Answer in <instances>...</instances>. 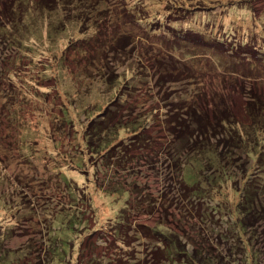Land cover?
<instances>
[{"label":"rangeland","instance_id":"374dc122","mask_svg":"<svg viewBox=\"0 0 264 264\" xmlns=\"http://www.w3.org/2000/svg\"><path fill=\"white\" fill-rule=\"evenodd\" d=\"M24 3L15 6L13 17L9 13L1 19L8 31L15 30L12 23L22 27L25 46L14 52L0 47V264H54L48 257V231L54 230L55 213L72 210L83 224L76 230L68 264L92 258L106 264L104 258L113 257L115 250L144 264L153 246L150 230L159 221L198 249L225 255L219 231L226 224L220 223V216L237 219L239 195L231 184L215 192L201 188L203 204L190 188L180 192L186 168L166 161L164 150L173 141L167 115L173 111L174 120H190L201 112L213 121V111L220 106L233 112V124L248 123L246 87L264 94V0H93L82 8L65 0L44 12L32 0ZM119 60L120 70L113 64ZM162 61L169 69L179 64L174 71L182 76L174 77L171 71L166 77L165 69L157 72ZM44 68L51 69L46 77ZM119 71L122 82L112 78L108 88L107 76ZM140 71L149 78L134 86L133 76ZM166 79H183V84L172 87ZM113 87H120L118 94H112ZM116 98L119 111L107 108ZM64 105H71L76 115L74 127L58 118ZM187 109L189 113L181 114ZM95 110L103 115L95 118ZM93 118L113 126L144 121L136 137V132L117 135L113 143H122V149L113 153L118 160L98 167L97 156L87 154L85 139ZM53 145L48 161L36 159ZM59 151L70 162L83 158L78 170L82 174H74L80 176L75 180L80 184L76 201L60 179L59 170L69 163L60 159ZM67 168L72 175V167ZM127 194L133 204L141 202L140 211L145 212H129L125 225L118 227L115 222L126 207ZM117 227L123 230L121 241L114 237ZM63 238L60 234L59 240ZM233 258L238 261L239 255Z\"/></svg>","mask_w":264,"mask_h":264},{"label":"trees","instance_id":"16d2710c","mask_svg":"<svg viewBox=\"0 0 264 264\" xmlns=\"http://www.w3.org/2000/svg\"><path fill=\"white\" fill-rule=\"evenodd\" d=\"M64 1L65 0H32L37 9L42 12L53 6L55 7L57 4L61 5ZM100 2L98 1L99 6H101ZM91 3H93V0H70V4L73 6L77 5L78 8H82L85 4L91 5ZM3 4L5 5L4 9L7 10V15L5 16L1 13V6ZM19 4L23 6L25 4L24 0H11L8 3L7 0H0V47H4L7 51L10 50L14 52L15 50L22 49V45H24V35L21 33V30H19L22 28L20 25H18L17 29L16 24L12 23L15 30L13 31L9 28L10 31H8L7 29L9 26L6 27L5 24H1V21H4V17H9V13H11V15L17 13L18 9L15 6ZM54 7L48 11L54 10ZM221 9L222 8H220V10ZM227 9H230V6H228ZM248 9L250 12L253 10L252 7ZM11 15L10 17H13V15ZM142 20L144 21L146 19ZM209 32L216 35L213 31ZM117 49L119 48L117 47ZM208 49L213 52V48ZM113 52L115 54L117 50ZM243 57L249 58L247 54H244ZM113 61L117 62L116 59H113ZM121 61L123 60H119L118 63H113L114 66L118 64V70L122 67V65H120L123 64ZM162 62L163 63L159 62L161 66H158L157 72L161 73V71L165 69L166 77L171 76V71L177 70L180 67L179 64H176L174 69L172 65L171 69H169L168 63ZM59 65H61V63ZM156 65H158V63ZM50 70V68H44L45 77L50 74ZM107 72L106 70V73ZM138 73L139 74L136 76H133L132 81L135 82L134 86L138 84L137 81H144L149 78L148 73L141 71ZM113 75L114 74H110V78L109 75L107 76L109 84L107 87L110 89L113 84H110V81L113 80L112 78L120 77L118 83H121V78H124L121 71L115 72V77ZM180 76H182L181 73L179 74V72L174 71V77ZM244 77L251 78L249 76ZM256 77L259 78V76ZM166 80L170 86L173 85L172 87L183 84V79ZM185 81L187 80L185 79ZM117 86H121V84H117ZM157 86L160 87L159 81ZM119 88L116 89V87H113L116 91L113 93L111 90L112 94H118ZM246 89L250 91V93L247 94L248 98L246 99L245 106L248 123L237 122L233 124L231 120V113L233 112L226 107L221 110L220 106H218V110L215 109V111H213V121L206 119L201 112H197V115L193 117L189 116L190 120L183 117L179 118V116L174 120L173 111L167 115V120L170 125V131L168 133H170V138H172L173 141H171V148L169 150H164L166 161L170 164L173 162L175 168L179 166V163L181 168H186L183 171L184 176L182 183H180V192L186 193L188 192V188H190V192L198 194L195 196L199 199L198 201H202L203 204L206 195H199L202 189L215 192L216 189L231 184L233 192L239 195V202L235 210L237 219L230 217L229 222L225 221L227 214L223 217L222 215L220 216V223H225L226 226L224 228H221V226L219 227L221 228L219 231V238L222 239V243L225 242V253L228 256L226 257V254L223 255L222 253L214 254L210 252V250H203L201 247L198 249L196 243L185 240L186 237L184 235L171 230V227L159 221L154 229L150 230V235L152 236L151 241L153 242L151 244L153 246L151 253H149L148 261L144 264H264V140L261 138V136L264 135V94L255 92L253 86L246 87ZM139 90L140 88L135 89V95ZM12 91L17 95L14 89H12ZM12 91L9 96L10 104H13L11 96L14 94ZM116 101L117 98L114 103H111L107 108H111L110 110L116 108L115 110L119 111L118 106L115 105ZM70 107L71 105H64V108H62L63 116L58 115V118L73 126L76 115L74 111H71ZM105 111L106 109L103 113H105ZM94 112L97 115L95 118L103 115L100 111L95 110ZM186 112L189 113L188 109L187 111L184 110L181 114L185 115ZM85 114L91 117L89 113ZM95 118L89 122V127L85 135L87 141L86 147L89 149L87 154L89 153L91 156H97L100 161L98 167L104 164L112 165L111 163L113 160H118L113 152L122 149H120L122 143L116 145L113 143L115 142V137L122 132H136L137 126L141 124L144 119H137L133 123L119 122V124L113 126L108 124L104 118L100 122L97 120L95 121ZM202 121H205L206 124H203ZM140 128L141 126L138 127V129ZM140 133L136 132L134 136L136 137ZM54 144L57 145L55 142ZM55 149L56 146L54 145L52 151L45 149L46 151H42V154L36 156V159L39 160L43 158L42 160L47 159L48 161L51 152L53 154ZM59 153L61 154L60 159L64 160V154L60 151ZM72 159V162H70L69 159H65L64 161L68 162L69 165L67 163L63 164L64 170L60 169L59 171L61 172L60 179L64 186L67 187L68 194L76 201V191H78L80 184L79 182H75V180L80 179V176L77 177L74 174H77L76 172H78V175L82 174L79 171L83 168V158L73 157ZM123 159L124 157L119 161ZM85 163L87 164V162ZM67 167H72L68 170L72 175L66 173L65 168ZM86 173L89 174L88 171ZM193 185L199 187L196 192L195 189L192 188ZM127 193L129 192L127 191ZM127 195L129 199L126 202V207L121 212L118 222H115L118 227L120 225H125L127 215H130V213L136 210L140 211L141 208H143L141 202L133 204L130 200L131 194ZM140 212H145V209ZM78 215L79 214H76L75 210H72L69 212L62 211L60 213H55L53 216L54 230L48 231L47 244L49 247V260H52L54 264H68L69 251H74L76 248V230L78 226L83 224L81 217ZM213 217L214 216L211 218ZM219 225L220 224H218V226ZM118 227L116 230L114 229V237L121 241L124 236L122 233L123 230L121 231ZM60 234L64 236L63 240H59ZM68 237L72 238V240L68 241ZM189 238L190 237H188V239ZM186 246L189 248L186 249ZM20 250L27 249L21 247ZM120 252L115 250L113 257L104 258L106 264H134L131 263V261L135 258L130 259L129 257L121 255ZM235 254L239 255L238 261L233 258ZM73 256H75V254ZM102 261V258H92L85 264H103ZM137 261L138 259L135 264L138 263Z\"/></svg>","mask_w":264,"mask_h":264}]
</instances>
